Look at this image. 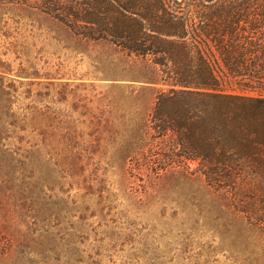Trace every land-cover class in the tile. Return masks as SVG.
Instances as JSON below:
<instances>
[{
	"label": "rangeland",
	"instance_id": "1",
	"mask_svg": "<svg viewBox=\"0 0 264 264\" xmlns=\"http://www.w3.org/2000/svg\"><path fill=\"white\" fill-rule=\"evenodd\" d=\"M103 9L0 0V264H264V183L163 157L157 68Z\"/></svg>",
	"mask_w": 264,
	"mask_h": 264
},
{
	"label": "trees",
	"instance_id": "2",
	"mask_svg": "<svg viewBox=\"0 0 264 264\" xmlns=\"http://www.w3.org/2000/svg\"><path fill=\"white\" fill-rule=\"evenodd\" d=\"M102 1L109 40L157 68L148 121L163 157L264 183V0Z\"/></svg>",
	"mask_w": 264,
	"mask_h": 264
}]
</instances>
